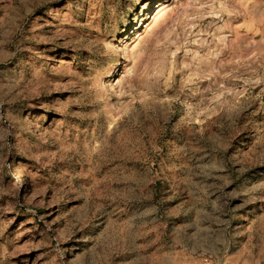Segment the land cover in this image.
Returning <instances> with one entry per match:
<instances>
[{
    "label": "rangeland",
    "instance_id": "rangeland-1",
    "mask_svg": "<svg viewBox=\"0 0 264 264\" xmlns=\"http://www.w3.org/2000/svg\"><path fill=\"white\" fill-rule=\"evenodd\" d=\"M0 264H264V0H0Z\"/></svg>",
    "mask_w": 264,
    "mask_h": 264
},
{
    "label": "bare ground",
    "instance_id": "bare-ground-1",
    "mask_svg": "<svg viewBox=\"0 0 264 264\" xmlns=\"http://www.w3.org/2000/svg\"><path fill=\"white\" fill-rule=\"evenodd\" d=\"M167 5H168V4H167V2H166V3H164L163 5L159 6V7H160L159 10H158V12L155 14V16H154L155 21H158L159 18L164 14V9L166 8L165 6H167Z\"/></svg>",
    "mask_w": 264,
    "mask_h": 264
}]
</instances>
